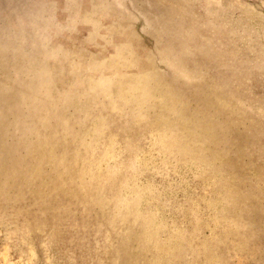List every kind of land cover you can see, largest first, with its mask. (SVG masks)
<instances>
[{
  "label": "rangeland",
  "instance_id": "1",
  "mask_svg": "<svg viewBox=\"0 0 264 264\" xmlns=\"http://www.w3.org/2000/svg\"><path fill=\"white\" fill-rule=\"evenodd\" d=\"M0 264H264V0H0Z\"/></svg>",
  "mask_w": 264,
  "mask_h": 264
}]
</instances>
